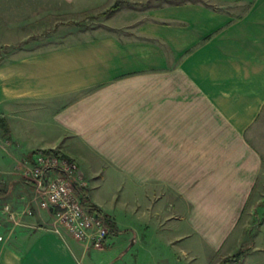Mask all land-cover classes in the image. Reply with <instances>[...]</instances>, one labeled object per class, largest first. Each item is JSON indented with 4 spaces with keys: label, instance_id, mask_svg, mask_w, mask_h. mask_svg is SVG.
<instances>
[{
    "label": "crops",
    "instance_id": "0c3cea01",
    "mask_svg": "<svg viewBox=\"0 0 264 264\" xmlns=\"http://www.w3.org/2000/svg\"><path fill=\"white\" fill-rule=\"evenodd\" d=\"M113 1L85 0L99 9ZM147 16L122 34L0 64V118L10 128L1 133L0 166L20 168L32 151L59 148L106 214L93 196L123 186L168 246L188 256L195 247L233 254L244 241L246 204L264 182V0H166ZM19 178L8 181L16 180L15 197L34 189ZM34 212L32 224L50 220ZM107 243L98 249L17 228L0 241V264H95ZM261 259L264 225L243 264Z\"/></svg>",
    "mask_w": 264,
    "mask_h": 264
},
{
    "label": "rangeland",
    "instance_id": "374dc122",
    "mask_svg": "<svg viewBox=\"0 0 264 264\" xmlns=\"http://www.w3.org/2000/svg\"><path fill=\"white\" fill-rule=\"evenodd\" d=\"M126 1L138 2L137 0ZM163 1L166 0H150L149 6L143 5L148 2L147 0L138 5H124L111 17L102 16L88 20L84 25L79 26L70 22L80 20L89 14L96 15L103 12L115 0L109 6L100 9L88 7L85 0L82 2L0 0V64L43 49L94 37L100 33L109 31L121 33L125 31V27L137 25L139 21L146 19L149 9ZM1 109L0 107V111ZM39 110V108H34L29 111V115L37 114ZM1 133L2 129H0V138ZM257 141L260 146L264 145V133L259 136ZM12 168L0 166V181L4 188H9L8 181L12 177H24L23 169L16 168V166ZM123 189V186L107 185L100 196H93L95 200L109 208V213L116 221L117 228L116 232L108 236L106 250L110 251L96 258L95 264H211L219 255H221V259L223 258V253H225L223 250L219 253H210L195 247L188 256L186 252L180 251L177 247L168 246L161 233L151 224L153 221L149 214L141 217L135 209L134 198L126 197ZM40 199V194L36 193L34 189L26 192L21 190L18 191L16 197L12 193L0 198V209L4 203L9 202L15 209L31 206L34 210V206L40 208ZM47 212L49 213V211ZM34 215L27 218L30 224H32ZM3 220L0 217V222L4 224ZM50 221L51 215L47 223ZM263 225L264 182L251 196L240 219V226L244 230L243 242L260 232ZM5 226H7L6 223ZM191 235L184 241L193 240L194 235ZM178 244L176 243L175 246ZM114 257L115 259L112 261ZM260 262H263V259Z\"/></svg>",
    "mask_w": 264,
    "mask_h": 264
},
{
    "label": "built area",
    "instance_id": "2783aa9c",
    "mask_svg": "<svg viewBox=\"0 0 264 264\" xmlns=\"http://www.w3.org/2000/svg\"><path fill=\"white\" fill-rule=\"evenodd\" d=\"M24 176L32 181L34 191L41 196L39 206L49 211L51 221L34 225L28 217L34 215L31 206L15 209L4 203L0 209V241H8L17 228H41L61 237L72 236L75 240L101 249L108 238V228L95 213H90L81 203L76 188L82 187L84 177L76 161L57 154L39 152L21 164Z\"/></svg>",
    "mask_w": 264,
    "mask_h": 264
},
{
    "label": "trees",
    "instance_id": "16d2710c",
    "mask_svg": "<svg viewBox=\"0 0 264 264\" xmlns=\"http://www.w3.org/2000/svg\"><path fill=\"white\" fill-rule=\"evenodd\" d=\"M147 1H148L147 3L143 4L144 6H149L150 0H147ZM142 3L143 2H140V1L132 3V2H128L126 0H115V2L112 5H110L107 9H105L103 12H100L96 15L89 14L80 20H72L70 23L75 24V25H79V26L84 25V23H86L88 20L96 19V18H99L102 16L111 17L115 13H117L119 10H121V8L124 5L133 6V5H138V4H142ZM0 128L3 130L4 135H8L10 133L8 121H7L5 116H2L0 118ZM39 152L52 153V154L60 155L62 157L70 158L63 151H61L59 148L35 150V151H32L30 153L28 158L32 160L33 156ZM19 179H21L19 181L29 182L30 184H32V181L28 177H22ZM15 181L16 180H13V181L11 180V183H9V188L2 187V184H1L2 182L0 181V198H4L10 194V192L12 191V187L14 185L13 183ZM76 192L78 193V195L80 197V201H81L82 205L90 213H95L98 217H100L103 220L105 226L108 228V236H109V234L116 232V229H117L116 223L113 220V218L110 215L103 212L97 205L91 203L89 201V199L86 197L85 190L83 188H76ZM252 243H253V237L248 238L247 241H245L241 244L240 248L235 253L223 257L219 261L218 264H243L245 259H246L247 253L251 249Z\"/></svg>",
    "mask_w": 264,
    "mask_h": 264
}]
</instances>
